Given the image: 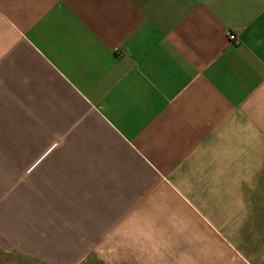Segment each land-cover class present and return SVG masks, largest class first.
Returning a JSON list of instances; mask_svg holds the SVG:
<instances>
[{"label": "crops", "instance_id": "crops-1", "mask_svg": "<svg viewBox=\"0 0 264 264\" xmlns=\"http://www.w3.org/2000/svg\"><path fill=\"white\" fill-rule=\"evenodd\" d=\"M0 264H264V0H0Z\"/></svg>", "mask_w": 264, "mask_h": 264}, {"label": "built area", "instance_id": "built-area-1", "mask_svg": "<svg viewBox=\"0 0 264 264\" xmlns=\"http://www.w3.org/2000/svg\"><path fill=\"white\" fill-rule=\"evenodd\" d=\"M229 40H230L231 42H235V41H236V36L233 35V34H230V35H229Z\"/></svg>", "mask_w": 264, "mask_h": 264}]
</instances>
